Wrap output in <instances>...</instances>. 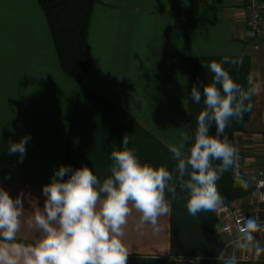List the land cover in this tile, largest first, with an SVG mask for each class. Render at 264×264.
Wrapping results in <instances>:
<instances>
[{"label": "crops", "instance_id": "1", "mask_svg": "<svg viewBox=\"0 0 264 264\" xmlns=\"http://www.w3.org/2000/svg\"><path fill=\"white\" fill-rule=\"evenodd\" d=\"M8 3L23 4V28L16 38L0 26V55L8 60L0 70V189L21 196L24 212L15 240L0 237V246L34 245L40 233L29 221L36 206L43 209L42 188L54 172L61 165H87L103 182L111 175V152L121 149L125 135L141 163L173 171L175 187L179 174L169 146L187 133V152L204 108L203 95L195 103L191 87L199 84L202 92L212 82L204 63L242 57V65L223 67L243 88L255 85L258 92L253 110L242 122L231 120L224 135L239 151L248 188L225 172L217 181L224 208L195 217L187 196L173 198L166 189L171 207L159 218L158 232L150 225L138 229L135 210L128 217L127 264H223L221 252L235 254L238 264H264V253L243 252L215 230L233 207L263 219L254 176L264 168V57L246 34L244 0H96L88 27L91 66L81 84L61 71L37 1L0 0V13ZM215 130L213 123L210 134ZM24 136L30 141L20 162L19 153L9 154V144ZM254 236L264 246V234Z\"/></svg>", "mask_w": 264, "mask_h": 264}, {"label": "clouds", "instance_id": "2", "mask_svg": "<svg viewBox=\"0 0 264 264\" xmlns=\"http://www.w3.org/2000/svg\"><path fill=\"white\" fill-rule=\"evenodd\" d=\"M242 57L222 62L212 61L204 67L210 71L212 82L200 87L193 85L192 100L199 104L203 95L204 108L197 117L194 140L182 134L178 145L169 146L172 158L177 161L175 172L180 190L187 193V210L193 217L202 212H218L224 208L217 181L231 170L235 181L244 189L248 182L241 176L239 151L226 135L231 120L242 122L245 113L254 108L252 98L258 87L247 90L237 83L223 64L240 66ZM219 86V87H218ZM215 124L214 134L210 127ZM29 136L9 144V154L26 153ZM120 150L111 152V175L101 182L87 165L73 170L61 165L42 188L45 196L43 209L36 206L29 221L40 233L34 245L0 246V264H127L130 250L125 243L128 217L133 210L140 213L138 229L150 225L153 232L160 230L159 218L168 214L171 204L165 190L175 197L176 188L170 185L173 171L165 166L141 163L134 149L128 147L125 135ZM213 161H219L213 165ZM185 176L188 177L185 180ZM67 177V179H65ZM24 205L21 196L12 198L0 189V237L14 241L21 226ZM235 246L243 252L264 253V246L254 233L264 232V221L258 216L243 217L237 225ZM201 257H197L199 260ZM217 259L223 264H238L235 254Z\"/></svg>", "mask_w": 264, "mask_h": 264}, {"label": "trees", "instance_id": "3", "mask_svg": "<svg viewBox=\"0 0 264 264\" xmlns=\"http://www.w3.org/2000/svg\"><path fill=\"white\" fill-rule=\"evenodd\" d=\"M61 71L81 84L91 66L88 27L96 0H36ZM178 183L175 197H185Z\"/></svg>", "mask_w": 264, "mask_h": 264}, {"label": "built area", "instance_id": "4", "mask_svg": "<svg viewBox=\"0 0 264 264\" xmlns=\"http://www.w3.org/2000/svg\"><path fill=\"white\" fill-rule=\"evenodd\" d=\"M246 11V34L253 39L252 47L257 53L264 57V0H245ZM254 184L256 188L257 211L263 215L264 221V168L255 172ZM255 216L242 208H232L228 213V218L215 224V230L221 235H225L236 242L239 236L238 222L243 217L251 218ZM264 234V232L254 233ZM244 258H250L248 254Z\"/></svg>", "mask_w": 264, "mask_h": 264}, {"label": "rangeland", "instance_id": "5", "mask_svg": "<svg viewBox=\"0 0 264 264\" xmlns=\"http://www.w3.org/2000/svg\"><path fill=\"white\" fill-rule=\"evenodd\" d=\"M244 6H245V0H244ZM21 19H23V4L22 5H18L15 3L6 4L4 10L0 13V26L5 32L4 34L9 36L15 35V37L17 38V35L20 34L19 32L20 27L23 28V25L20 26ZM42 28L43 27L39 28L40 33L42 32ZM6 61H8L7 57L0 55V70H3V67L5 65L4 63H6ZM18 67L19 66L16 65L12 70L14 71V69Z\"/></svg>", "mask_w": 264, "mask_h": 264}]
</instances>
